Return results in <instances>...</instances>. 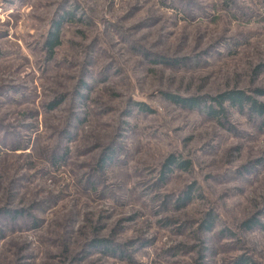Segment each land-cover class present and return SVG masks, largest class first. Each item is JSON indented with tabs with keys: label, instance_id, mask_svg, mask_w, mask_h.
Wrapping results in <instances>:
<instances>
[{
	"label": "rangeland",
	"instance_id": "1",
	"mask_svg": "<svg viewBox=\"0 0 264 264\" xmlns=\"http://www.w3.org/2000/svg\"><path fill=\"white\" fill-rule=\"evenodd\" d=\"M259 89L264 0H0V264H264V124L167 97Z\"/></svg>",
	"mask_w": 264,
	"mask_h": 264
},
{
	"label": "trees",
	"instance_id": "2",
	"mask_svg": "<svg viewBox=\"0 0 264 264\" xmlns=\"http://www.w3.org/2000/svg\"><path fill=\"white\" fill-rule=\"evenodd\" d=\"M58 33L51 39L50 48L53 51L59 44ZM164 62V61H163ZM259 95L264 96V89L257 90ZM170 101L176 105L190 109L198 110L205 113L207 116L219 120L227 113V105L236 108L239 111H247L250 116L261 119L264 124V102L257 100L256 98L249 96L245 91L231 90L218 96H180L176 94H167ZM57 103L54 104L51 109L56 108ZM190 166V162L180 161L176 155L170 156L164 167L163 178L165 179L174 168L187 169ZM186 200H191V196H187ZM7 216L16 218L15 212H9ZM245 229L252 230L256 227H264L261 222L256 219H251L242 224ZM100 245L110 248L109 244H105L104 240L100 241ZM249 258L241 256L235 264H253Z\"/></svg>",
	"mask_w": 264,
	"mask_h": 264
}]
</instances>
